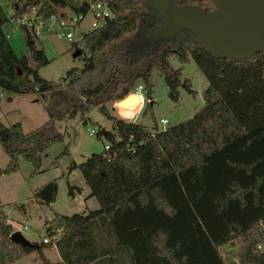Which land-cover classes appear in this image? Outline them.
<instances>
[{
	"label": "trees",
	"instance_id": "trees-1",
	"mask_svg": "<svg viewBox=\"0 0 264 264\" xmlns=\"http://www.w3.org/2000/svg\"><path fill=\"white\" fill-rule=\"evenodd\" d=\"M95 1L13 0L12 7H35L45 15L64 8L78 13ZM172 1L216 9L208 0ZM108 4L107 24L70 43L81 66L56 82L39 75L50 60L29 30L21 29L26 52L11 46L0 0V89L37 94L48 115L28 132L20 122L0 121V144L8 156L0 176L17 171L20 158L37 172L44 150L69 136L58 121L78 117L85 123L93 107L112 121V132L97 133L109 148L69 166L79 168L99 207L85 214L54 213L44 223L46 236L22 245L11 239L14 228L0 202V264L30 253L41 264H264V251L256 249L264 242L259 226L264 220V50L242 60L220 57L188 30L157 40L165 17L155 18L143 0ZM171 57L181 64L193 60L206 79L202 108L164 129L154 123L152 130L110 115L107 104L125 98L139 81L150 100L146 113L153 103V73L163 78L173 102L180 88L193 93L182 78L183 67L174 68ZM67 153L66 146L61 154ZM57 191L54 179L31 196L49 205ZM52 248L60 262L45 255Z\"/></svg>",
	"mask_w": 264,
	"mask_h": 264
},
{
	"label": "rangeland",
	"instance_id": "rangeland-1",
	"mask_svg": "<svg viewBox=\"0 0 264 264\" xmlns=\"http://www.w3.org/2000/svg\"><path fill=\"white\" fill-rule=\"evenodd\" d=\"M208 6L215 8L210 1ZM6 12L13 10V0H1ZM169 10L163 13L165 21L169 18ZM87 28V21L83 23V29ZM75 39H80L79 35ZM37 45L45 51L50 62L41 67L39 75L47 80L60 81L65 77L66 72L74 66L80 67L82 61L75 57L76 51L71 50V44L62 38L54 35H45L36 41ZM10 44L17 53L26 52L25 37L20 28H16L10 37ZM82 47V43H79ZM170 63L174 68L180 66L182 78L190 81L193 93H188L180 88L178 101L173 102L168 97V87L163 78L157 73H153L152 81V101L146 113L144 109L150 101L146 98V89L143 88V102L130 97L127 105L118 108L116 102L107 104L110 115L126 121H133L141 124L144 128L152 130L156 123L162 128L159 120L165 117L168 120L166 127L190 118L194 112L204 105L202 96L203 90L207 87V81L201 74L193 60L181 64L176 58L171 57ZM143 85L142 81H139ZM0 121L5 125L21 122L25 132L32 130L48 120L44 102L35 93L13 94L0 89ZM12 100V102H10ZM137 103H134L136 102ZM122 108V109H121ZM138 111L137 114H135ZM135 114V115H134ZM85 121V120H84ZM78 117L75 119H65L57 122V126L63 130L67 129L69 136L62 142L53 143L42 153L40 169L32 173L33 166L30 162L19 159V169L10 174L0 176V202L3 210L12 223L14 231H19L29 241L40 242L46 236L45 221L51 219L54 213L71 215L74 213L85 214L90 210L99 207L94 197L86 193L90 191L85 184L84 178L78 167L70 171L72 162L80 164L92 153L103 151L107 139L99 138L97 133L100 129L112 132V121L102 114L97 107H93L88 113V118L84 123ZM93 129V135L88 134V130ZM74 131V132H73ZM67 146L68 153L61 154ZM8 162V156L0 144V169L4 168ZM56 179L58 191L55 201L51 205L42 204L32 198V191L48 181ZM69 186H72L69 191ZM23 204V207L17 205ZM32 256L21 257L13 264H41ZM29 255V254H28ZM19 261V262H18Z\"/></svg>",
	"mask_w": 264,
	"mask_h": 264
},
{
	"label": "water",
	"instance_id": "water-1",
	"mask_svg": "<svg viewBox=\"0 0 264 264\" xmlns=\"http://www.w3.org/2000/svg\"><path fill=\"white\" fill-rule=\"evenodd\" d=\"M210 1L215 10L178 6L172 0H143V4L153 10L157 19L166 10L170 13L154 38L170 39L181 30H188L212 54L240 60L264 50V0ZM130 97L137 101L140 99L135 94H129L118 100L116 106L124 107ZM10 237L22 245L32 244L19 231H13Z\"/></svg>",
	"mask_w": 264,
	"mask_h": 264
},
{
	"label": "built area",
	"instance_id": "built-area-1",
	"mask_svg": "<svg viewBox=\"0 0 264 264\" xmlns=\"http://www.w3.org/2000/svg\"><path fill=\"white\" fill-rule=\"evenodd\" d=\"M109 1L110 0H96L91 3L85 11L78 13L68 8L62 9L59 13H51L49 15L41 13L35 7L10 10L7 12V25L10 26V30L7 32L6 36L10 38L14 30L20 28L29 30L35 39H40L45 35H54L69 43L76 42L82 38L84 33L96 28H101L107 24L112 17L108 4ZM85 21H87V28L83 29V23ZM76 35H79L80 39L76 40ZM142 90L143 85L137 84L129 94L139 96L142 103L144 99ZM1 96L2 93H0V97ZM137 113L138 111L135 114ZM159 122L162 125L161 129H164L168 120L165 117H161ZM94 133L95 131L93 129L88 130L89 135H93ZM103 148L108 149L109 143H105ZM259 226L264 232V220L260 221ZM43 241L46 242L47 238H44ZM256 249L258 251H264V242L258 243ZM235 264L239 263L236 262Z\"/></svg>",
	"mask_w": 264,
	"mask_h": 264
},
{
	"label": "crops",
	"instance_id": "crops-1",
	"mask_svg": "<svg viewBox=\"0 0 264 264\" xmlns=\"http://www.w3.org/2000/svg\"><path fill=\"white\" fill-rule=\"evenodd\" d=\"M12 102V100L10 101ZM142 104V103H141ZM21 123V122H20ZM22 124V123H21ZM23 127V126H22ZM34 129V128H33ZM32 129V130H33ZM24 130V129H23ZM31 131V130H30ZM71 171V170H70ZM86 193H90V191H87ZM90 196V194L88 195V197ZM92 197V196H91ZM90 198V197H89ZM52 204V203H51ZM49 204V205H51ZM11 223V222H10ZM12 224V223H11ZM45 255L47 256V258H49L52 262H60V256L57 252V250L55 248H52L50 250H45ZM32 256V254L27 255L26 257ZM19 262V261H18Z\"/></svg>",
	"mask_w": 264,
	"mask_h": 264
}]
</instances>
